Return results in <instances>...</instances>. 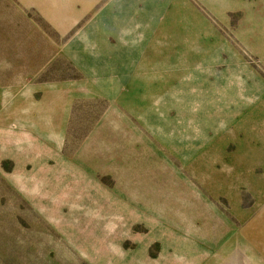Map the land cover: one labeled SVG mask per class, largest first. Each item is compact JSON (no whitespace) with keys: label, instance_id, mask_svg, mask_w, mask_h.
<instances>
[{"label":"rangeland","instance_id":"1","mask_svg":"<svg viewBox=\"0 0 264 264\" xmlns=\"http://www.w3.org/2000/svg\"><path fill=\"white\" fill-rule=\"evenodd\" d=\"M22 1L0 0V264H264V0L169 5L136 86Z\"/></svg>","mask_w":264,"mask_h":264},{"label":"crops","instance_id":"2","mask_svg":"<svg viewBox=\"0 0 264 264\" xmlns=\"http://www.w3.org/2000/svg\"><path fill=\"white\" fill-rule=\"evenodd\" d=\"M209 1L214 4L229 3L227 0ZM174 2H177V6L179 4L181 6L186 0L22 1L24 6L36 9V13L54 29L57 35L67 38L60 52L68 55L71 61L82 63L85 59L92 60V56L96 57L97 67L103 72V80H106L101 82V85L130 86L138 84V67L146 65V62H142V58L145 59V55H151L154 48L160 46L159 44L154 46L153 39L161 37L163 29L165 31L169 29L168 7ZM188 11H191V8ZM164 15L165 20L162 19ZM181 17L184 24V20L186 21L184 12ZM189 20L187 15V21ZM163 21L165 27L162 25ZM79 55H87V57L81 58ZM246 122L248 125L244 130L252 136L253 126L256 124ZM260 128L257 127L256 130ZM263 135L264 128L258 135L259 139L263 140L262 144H264ZM248 145L243 148H247ZM260 148L264 149V146L260 145Z\"/></svg>","mask_w":264,"mask_h":264}]
</instances>
